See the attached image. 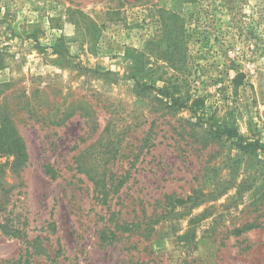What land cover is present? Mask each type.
<instances>
[{
    "label": "rangeland",
    "instance_id": "374dc122",
    "mask_svg": "<svg viewBox=\"0 0 264 264\" xmlns=\"http://www.w3.org/2000/svg\"><path fill=\"white\" fill-rule=\"evenodd\" d=\"M0 116V264H264V0H0Z\"/></svg>",
    "mask_w": 264,
    "mask_h": 264
},
{
    "label": "trees",
    "instance_id": "16d2710c",
    "mask_svg": "<svg viewBox=\"0 0 264 264\" xmlns=\"http://www.w3.org/2000/svg\"><path fill=\"white\" fill-rule=\"evenodd\" d=\"M172 79L168 80L167 84L162 87H152L155 88L160 95L168 98L172 107L188 109L199 121H208L210 115L206 110V106H204L203 99L194 97L188 93L183 94L180 89L181 79H179V77H172ZM0 119V154H14L16 155V163L22 161L25 162L27 154L21 137L18 136L16 129L12 126L10 136L6 134L5 128L8 124L5 119L1 118V116ZM215 133L219 136H227L228 138L234 139L239 145L237 139L238 132L234 127L217 125ZM104 239L105 238L102 237V240ZM18 262L20 263L21 261Z\"/></svg>",
    "mask_w": 264,
    "mask_h": 264
}]
</instances>
